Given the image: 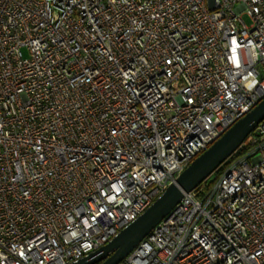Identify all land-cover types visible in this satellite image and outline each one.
<instances>
[{
	"label": "built area",
	"instance_id": "2783aa9c",
	"mask_svg": "<svg viewBox=\"0 0 264 264\" xmlns=\"http://www.w3.org/2000/svg\"><path fill=\"white\" fill-rule=\"evenodd\" d=\"M263 98L264 0H0V264L103 247ZM119 264H264V121Z\"/></svg>",
	"mask_w": 264,
	"mask_h": 264
},
{
	"label": "water",
	"instance_id": "95a60500",
	"mask_svg": "<svg viewBox=\"0 0 264 264\" xmlns=\"http://www.w3.org/2000/svg\"><path fill=\"white\" fill-rule=\"evenodd\" d=\"M264 121V98L198 155L140 216L106 245L71 264H119L180 202L208 178Z\"/></svg>",
	"mask_w": 264,
	"mask_h": 264
},
{
	"label": "rangeland",
	"instance_id": "374dc122",
	"mask_svg": "<svg viewBox=\"0 0 264 264\" xmlns=\"http://www.w3.org/2000/svg\"><path fill=\"white\" fill-rule=\"evenodd\" d=\"M23 53L25 54V52L23 51Z\"/></svg>",
	"mask_w": 264,
	"mask_h": 264
}]
</instances>
